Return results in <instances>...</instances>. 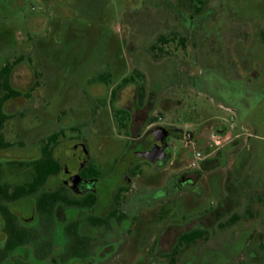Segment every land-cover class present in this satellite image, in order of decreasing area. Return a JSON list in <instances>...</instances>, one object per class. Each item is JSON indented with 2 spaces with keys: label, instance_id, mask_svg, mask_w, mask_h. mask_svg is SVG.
I'll return each mask as SVG.
<instances>
[{
  "label": "rangeland",
  "instance_id": "374dc122",
  "mask_svg": "<svg viewBox=\"0 0 264 264\" xmlns=\"http://www.w3.org/2000/svg\"><path fill=\"white\" fill-rule=\"evenodd\" d=\"M197 1L163 0L162 15L147 0L0 3V71L28 53L33 66L16 70L13 83L22 90L36 89L28 103L8 106L12 116L0 133L13 147L0 153V184L29 183L31 168L10 161L38 157V144L65 121L60 157L68 148L69 155L83 152L104 180L131 184L133 195L169 193L143 213L120 243L116 258L126 264L145 254L161 228L183 225L220 204L216 223L239 217L226 230L232 243L245 233H264V0H200L203 10L195 13ZM192 15L200 20L190 22ZM143 23L151 27L147 32L152 46L160 34L168 41L163 58L158 44L151 59L142 53L134 56L130 40L146 32ZM134 59L135 69L145 74V81L136 76V85L147 90L150 118L168 132L170 159L163 167L132 149V137L110 120L114 111L109 109L99 108L95 122L70 131L75 115L82 124L91 118L74 111L89 92V79L107 71L111 88H116L132 74ZM132 91L129 87L123 92L125 103ZM74 137L77 142L70 140ZM136 157L138 171L131 167L127 178L120 177L119 168ZM187 169L199 174L197 186L181 184L173 193ZM29 206L28 200L22 202L25 216L30 215Z\"/></svg>",
  "mask_w": 264,
  "mask_h": 264
},
{
  "label": "flooded vegetation",
  "instance_id": "af4514ba",
  "mask_svg": "<svg viewBox=\"0 0 264 264\" xmlns=\"http://www.w3.org/2000/svg\"><path fill=\"white\" fill-rule=\"evenodd\" d=\"M3 1L14 4L16 0H0V3ZM147 3L148 7L158 5L161 15L163 14V0H147ZM203 6V1L198 0L195 13L202 12ZM190 19V22L200 20L194 15ZM160 23L163 28L162 21ZM140 26L146 32L137 39L130 40L131 46L136 48L134 56L137 58V54L142 53L151 59L152 49L156 50L158 44V47L161 46L158 48L159 58H163V34L159 35L156 45L152 46L147 32L151 31L150 25L143 23ZM154 58L157 59V55ZM135 59L132 74L122 78L116 88H111L113 79L107 71L89 79V92L75 103L74 111L89 114L91 118L82 124L79 115H75V124L70 131L77 133L80 126L95 122L99 108L109 109L112 113L114 111L110 120L117 127H124L132 137V149L141 151L147 161L156 167H163L167 163L157 165L150 158L155 155L154 139L163 134L168 135V132L163 131L161 124L154 126L157 122L150 118L147 90L144 86L136 85V76L145 81V74L135 69ZM14 62L19 63L10 77L13 86L22 94L7 97V92L0 93L3 111L10 117L12 114L8 113V106L18 102L21 105L28 103L36 91L34 87L19 89L13 83L16 70L23 66H33L30 55L22 54L12 63ZM40 78L41 74L37 73V81ZM129 87H133V91L131 98L125 103L123 92ZM64 122L61 120L56 127L59 129H55L45 139L60 134L58 144L54 147V158L60 165L59 170L50 173L47 181L37 186L30 197L2 201L4 208L0 210V264H126L116 258L120 243L133 233L143 213L162 203V198L169 194L160 190L143 196L133 195L131 184L114 185L113 181L104 180L101 172L88 163L83 152L69 155L72 152L68 148L64 156L60 157L58 148L65 138ZM45 140L38 144L39 156L30 160H37L42 156ZM70 140L77 142L78 138ZM8 150L0 149V153ZM77 159L79 164L73 165ZM199 160L202 162V158ZM203 164L206 162L203 161ZM137 166L138 158H132L128 164L119 168L118 174L127 178L129 169H137ZM31 170L32 178L29 183L16 186L0 184V187H7L14 192L17 188L30 186L37 173L34 168ZM198 180L196 170L187 169L181 173L180 181L175 183L173 193L180 190L181 184L196 187ZM25 200L30 203L29 216H25L20 210ZM221 205L183 225H170L164 231L161 228L159 235L152 238L149 247H146L145 254L134 264H264V233H249L247 236L245 233L232 243L231 233L226 230L239 217L228 216L216 223L215 214ZM157 218L159 222H163L162 214ZM221 234L225 236L223 240L220 238Z\"/></svg>",
  "mask_w": 264,
  "mask_h": 264
},
{
  "label": "trees",
  "instance_id": "16d2710c",
  "mask_svg": "<svg viewBox=\"0 0 264 264\" xmlns=\"http://www.w3.org/2000/svg\"><path fill=\"white\" fill-rule=\"evenodd\" d=\"M168 43L163 38V46ZM19 62H14L6 65L0 73V93L2 91L7 92V97L21 95L22 92L17 90L11 80V72L18 65ZM11 117L6 115L3 111V99L0 101V129L4 128L5 123ZM60 134L57 133L47 140L42 147V156L37 160H29L23 162H14V164H20L21 166H27L36 170L35 179L30 186H24L17 188L14 192H11L9 188L0 187V210H3V200L17 201L23 198L30 197L35 191L37 186L45 183L50 177V173L57 172L59 170V163L54 158V147L58 144ZM23 147V145L21 144ZM13 147V144L7 142L2 134H0V149L8 150ZM2 164L0 163V173ZM9 210V209H8Z\"/></svg>",
  "mask_w": 264,
  "mask_h": 264
},
{
  "label": "water",
  "instance_id": "95a60500",
  "mask_svg": "<svg viewBox=\"0 0 264 264\" xmlns=\"http://www.w3.org/2000/svg\"><path fill=\"white\" fill-rule=\"evenodd\" d=\"M155 155L150 160L157 165H165L170 158V152L167 146V134L160 135L154 139Z\"/></svg>",
  "mask_w": 264,
  "mask_h": 264
},
{
  "label": "built area",
  "instance_id": "2783aa9c",
  "mask_svg": "<svg viewBox=\"0 0 264 264\" xmlns=\"http://www.w3.org/2000/svg\"><path fill=\"white\" fill-rule=\"evenodd\" d=\"M201 158H202L201 153H196V159H201Z\"/></svg>",
  "mask_w": 264,
  "mask_h": 264
}]
</instances>
